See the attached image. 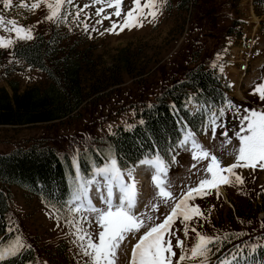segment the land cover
Returning <instances> with one entry per match:
<instances>
[{"label": "rangeland", "instance_id": "374dc122", "mask_svg": "<svg viewBox=\"0 0 264 264\" xmlns=\"http://www.w3.org/2000/svg\"><path fill=\"white\" fill-rule=\"evenodd\" d=\"M37 2L39 0H11L12 6L5 9L0 0V16L31 29L33 37L38 33L46 36L54 33L62 38L63 45H74L84 52L86 61L81 85L87 95L80 109L70 117L25 125L0 123V152L41 139L52 142L60 152L68 153L73 163L80 155L87 154L88 146L117 126L131 129L141 123L142 120L135 117V106L150 102L165 85L182 78L187 69L200 62L213 68L221 79L224 102L218 109L225 107L228 101L241 111L264 108L258 95L251 94L255 85L264 82V0H191L188 6L185 3L181 6V0H162L155 20L149 16L143 21V27L122 32L119 28L115 32L106 29L111 28L113 21L122 22L124 14L133 7V0H123L121 17L111 15L115 9L106 6L107 0L100 4L94 0H74L66 7V12L70 13L67 20L56 23L46 19L49 10L43 3L29 10L31 4ZM144 2L141 0L142 4ZM21 3L28 4L29 8L19 7ZM100 7L105 11L97 16L96 10ZM78 9L82 11L77 18ZM104 15H111V19H103ZM98 20L103 22L97 23ZM0 36L15 41L10 47L0 48V88L11 95V83L17 84L19 92L33 86H47L49 81L44 72L12 54L14 45L34 38L17 40L14 32L2 29ZM187 103L191 110L201 107L193 100ZM213 109L212 105L208 106L201 116L197 139L221 159L222 166H228L234 162V156L229 153L238 147L233 135L238 120L235 109H225L221 121L226 125L232 144H225L226 138L221 135L225 128H218L216 139H212L211 131L205 134L203 129L208 112L215 111ZM171 148L174 149L171 155H176L177 160L170 167L168 180L178 195L198 183L207 162L191 168L194 161L190 153L176 146ZM110 153L113 154L106 151L105 158ZM165 156L170 160V155ZM138 165L137 162L134 166ZM235 171L243 178L242 184L221 185L219 194L212 190L210 195L193 202L200 206L205 218L194 219L190 226L212 236L229 234L222 245L213 246L210 264H216L220 257L235 251L237 246L244 249L243 255L248 250L245 245L250 247L264 242V170L239 168ZM147 177L149 181L145 184L139 210L152 214L150 202L156 190L150 174ZM70 181L72 184V178ZM7 192L10 213L7 235L0 238V245L20 236L26 245L21 252L28 249L33 252L36 264H85L87 258L82 255L80 242L73 234L75 229L67 223L66 212L58 220L51 208L53 204L40 195L14 184L7 186ZM165 211L161 206L160 212L154 215ZM84 215L93 220V227L88 230L95 231L92 214ZM174 227L182 229L179 222ZM239 233L244 235H232ZM178 235L185 239L182 231ZM194 236L189 232V246ZM134 242L133 239L122 246L118 264H129L128 249ZM174 250L178 256L179 249Z\"/></svg>", "mask_w": 264, "mask_h": 264}, {"label": "snow or ice", "instance_id": "6c2138e0", "mask_svg": "<svg viewBox=\"0 0 264 264\" xmlns=\"http://www.w3.org/2000/svg\"><path fill=\"white\" fill-rule=\"evenodd\" d=\"M122 2L123 0H107L106 6L115 9L111 15L121 17ZM161 2L162 0H145L142 4L141 0H133V7L124 14L122 22L113 21L111 28L106 31L115 32L119 28L122 32L125 29L143 27V21L149 16L152 20L156 19ZM41 3L49 10L46 19L56 23L67 20L70 13L66 12V7L72 5L74 0H39L32 3L29 10L39 8ZM94 3L100 4L102 0H94ZM3 5L5 9H9L12 6L11 0H3ZM19 7L29 8V5L21 3ZM80 11L82 9H78L76 13L77 18ZM104 11V7L97 8L96 15L100 16ZM111 15H104L103 19H111ZM102 22L103 20L97 21ZM84 27L85 30L88 29L87 24ZM0 29L14 32L17 40L34 38L31 29L18 26L14 19L5 20L3 16H0ZM14 43V40L0 36V48L10 47ZM220 70L223 71L222 66ZM251 94L258 95L260 101L264 102V82L255 85ZM225 109H235V118L238 120L233 133L238 140V147H234L229 153L234 156V162L228 166H222L221 159L200 143L197 133L187 127L183 137L176 143V148H183L190 153L194 161L191 168L207 162L203 168L204 175L197 184L188 186L178 195L174 193L168 173L171 165L176 163V155H171L169 160L158 150L139 160L138 166L150 170L151 182L156 190L150 202L152 214L141 212L138 208L141 191L136 166L122 168L117 157L110 153L101 164L93 163L91 172L86 174L74 160L75 172L69 197L62 207L53 204L51 208L58 220L63 212L68 214L67 223L75 229L73 234L80 242L82 255L87 258L85 264H118V254L122 246L133 239L135 243L131 247L129 264H210V256L214 254L213 246L222 245L229 239V234L226 233L223 237L212 236L190 226L194 219L205 218L200 206L193 202L197 198L210 195L212 190L219 194L221 185L242 184L243 178L236 169L264 170V108H245L241 111L228 101L225 107L209 110L204 133L207 134L210 130L212 139H216L217 129L225 128L221 135L226 138L225 144H232L226 125L221 121L225 116ZM167 151L171 154L174 149L169 148ZM93 191L95 197L92 195ZM97 204L102 206L98 207ZM161 206L166 211L159 216L154 215L160 212ZM84 213L92 214L95 231L88 230L93 227V220H89ZM177 222L182 225V229L174 227ZM85 224L88 228L84 227ZM180 231L185 239L178 235ZM189 232L195 234L190 246L187 244ZM25 247L20 236L8 244L0 245V261L19 255ZM245 247H248L252 256V264H256L255 255L258 250L264 249V245ZM174 249H179L178 256ZM243 251V248L237 246L235 251L220 257L216 264H240L241 259L247 262L248 256H241Z\"/></svg>", "mask_w": 264, "mask_h": 264}, {"label": "trees", "instance_id": "16d2710c", "mask_svg": "<svg viewBox=\"0 0 264 264\" xmlns=\"http://www.w3.org/2000/svg\"><path fill=\"white\" fill-rule=\"evenodd\" d=\"M188 2L181 0L180 4L187 6ZM12 54L44 72L49 82L44 88L33 86L22 92L16 83H11V95L0 88V123L25 125L60 120L73 116L80 109L87 95L81 85L86 61L84 52L74 45H63L62 38L51 33L48 37L39 34L32 42L14 46ZM223 98L224 91L216 71L203 62L197 63L187 69L180 80L164 86L151 102L136 105L135 115L141 118V123L131 129L117 126L88 146L87 154L77 158L81 171L90 173L93 163L99 165L106 159V151L113 152L122 168L158 150L167 155V150L179 139L184 124L198 130L205 109L212 105L217 110ZM188 100L201 107L190 113L184 108ZM74 172L71 156L60 152L52 142L41 139L0 152V237L7 235L8 185L14 184L40 195L47 203L63 205L70 194ZM244 255L248 256L247 262L252 263L248 250ZM255 261L256 264L264 261V249L257 251ZM28 263L36 264L34 253L29 249L0 261V264Z\"/></svg>", "mask_w": 264, "mask_h": 264}, {"label": "bare ground", "instance_id": "6f19581e", "mask_svg": "<svg viewBox=\"0 0 264 264\" xmlns=\"http://www.w3.org/2000/svg\"><path fill=\"white\" fill-rule=\"evenodd\" d=\"M136 173H137V178L140 181V191H141V196H140L139 203H138V208H139L141 201L145 195V186H146L145 184H147L149 181L147 174H150V170L145 168V167L143 168V167L139 166L136 168ZM93 194L96 195L95 191H93ZM95 202L96 201L94 199V203Z\"/></svg>", "mask_w": 264, "mask_h": 264}]
</instances>
